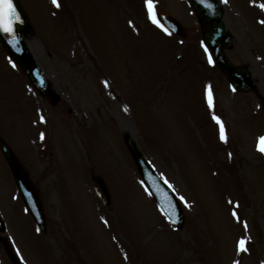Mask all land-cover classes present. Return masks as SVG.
Instances as JSON below:
<instances>
[{"label": "rangeland", "instance_id": "rangeland-1", "mask_svg": "<svg viewBox=\"0 0 264 264\" xmlns=\"http://www.w3.org/2000/svg\"><path fill=\"white\" fill-rule=\"evenodd\" d=\"M21 1L34 26L29 49L53 92V99L41 98L0 48V117L8 121L0 122V136L24 161L47 219L41 238L13 199L0 159V212L8 222L3 236L19 250L21 263L107 262L96 252L116 257L109 236L122 252L132 244L144 252L143 262L128 254L127 264H264L263 108L253 94L234 92L208 62L197 20L183 0H154L156 11L184 28L181 36L164 32L167 37L151 27L157 26L144 0H60L59 8L51 0ZM219 1L234 37L227 55L250 69L264 99V0ZM213 116L223 122L226 142ZM123 135L191 205L179 199L181 228L142 192ZM93 175L109 189L108 207L94 192ZM242 237H250L246 253L236 251ZM8 261L0 246V264Z\"/></svg>", "mask_w": 264, "mask_h": 264}, {"label": "water", "instance_id": "water-1", "mask_svg": "<svg viewBox=\"0 0 264 264\" xmlns=\"http://www.w3.org/2000/svg\"><path fill=\"white\" fill-rule=\"evenodd\" d=\"M188 1L192 4L200 21L203 22V24L207 28L203 33V37H204V42L207 44L209 52L212 55L214 63L226 74V76L228 77V79L230 80V82L232 83L235 89L254 90L255 89L254 80L251 78L249 72H247L248 70L244 67L243 68L233 67L222 52V49L224 47L231 46V40L226 28L220 21L221 11H219L220 9L218 8L215 1L209 0V2L213 5L211 9L202 5L200 3V0H188ZM14 3L23 21L22 23H18L15 26L20 43L18 46L10 44L9 38L3 33H0V42L9 51L8 53H10L12 57L22 65L25 72L33 80V83L39 86L38 84L39 75L36 72L35 63L31 59L29 53L27 52L28 50L25 44L21 40L22 34H31L32 29L18 1L14 0ZM165 19L175 25V27L168 28L169 30L176 32L179 31V27L176 23L171 21L169 18H165ZM9 162L11 167L13 168V170H15V173L17 174L18 171H16V169L14 168L15 163H13L12 160ZM143 173L145 175V181L147 187L151 190V192H153L158 202L169 216V219H171L172 222H174L176 220V216L178 212L177 209L175 208L176 205L172 197L169 195L168 191L165 190V188H163L160 184L156 182V180L150 175L148 171L143 170ZM16 178L21 194L23 191L22 197L27 202L30 211L33 213V215H35L31 197L29 196L30 193L32 195L31 186L28 185V183L25 181L23 177H21V175H18Z\"/></svg>", "mask_w": 264, "mask_h": 264}, {"label": "snow or ice", "instance_id": "snow-or-ice-1", "mask_svg": "<svg viewBox=\"0 0 264 264\" xmlns=\"http://www.w3.org/2000/svg\"><path fill=\"white\" fill-rule=\"evenodd\" d=\"M224 2L227 3V0H224ZM51 3L57 8H59L61 6L60 0H51ZM144 3H145V6L147 8L148 17L152 21V23L155 24L158 28H160L166 34L171 35V32L169 31V29L167 27H165V25L163 23H161L159 15L155 10L154 0H144ZM200 3L202 5L208 7L209 9H211L213 7V5L209 2V0H200ZM253 3H255V0H253ZM259 7L261 9H264V3H261L259 5ZM22 22L23 21L20 17L19 12L16 9L14 0H0V33L5 34L9 38L10 44L17 45V46L19 45L20 41H19V37H18L17 32H16L15 26H16V24L22 23ZM261 23H264V21H261ZM201 45H202V47H204V51L208 55V62L210 64L214 63L212 55L209 52L207 44L204 41H201ZM9 62L12 64L13 68H15L17 66L16 63L11 60V58L9 59ZM40 82L43 83V80L41 79ZM107 84H108V82L105 81V86H107ZM233 90L235 91V89H233ZM207 97H208L209 107H212L213 106V99H212V94H211L210 88L207 91ZM40 119L43 121L44 117L41 116ZM213 119L216 120L217 124L220 126V139L226 142L227 137L225 135V129H224L223 122L221 121L220 117H218V116H213ZM40 138L42 140L44 139L43 133H41ZM259 145H261L259 147V150L261 152H264V136L259 137ZM229 156H231V154H229ZM165 183H167V180H165ZM169 187L171 188L172 185L169 184ZM179 199L181 201H183L186 206L191 207V205L188 204V201L183 196H180ZM233 216H236L237 220H239V217L237 216V214L235 212H233ZM105 222L107 223V221H105ZM244 227H245V229H247V227H248L246 221L244 222ZM249 239H250V237H248V238L242 237L241 239H239L237 241L236 251L238 253H240V252L246 253L249 251V247H248V240ZM17 254H19V250H17ZM234 264H239V261H234Z\"/></svg>", "mask_w": 264, "mask_h": 264}, {"label": "bare ground", "instance_id": "bare-ground-1", "mask_svg": "<svg viewBox=\"0 0 264 264\" xmlns=\"http://www.w3.org/2000/svg\"><path fill=\"white\" fill-rule=\"evenodd\" d=\"M126 129V128H125Z\"/></svg>", "mask_w": 264, "mask_h": 264}]
</instances>
